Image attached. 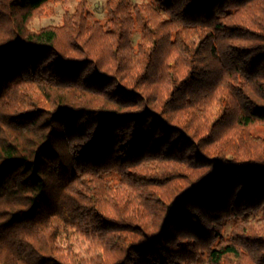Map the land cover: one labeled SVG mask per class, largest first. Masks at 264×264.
Listing matches in <instances>:
<instances>
[{
  "label": "trees",
  "instance_id": "1",
  "mask_svg": "<svg viewBox=\"0 0 264 264\" xmlns=\"http://www.w3.org/2000/svg\"><path fill=\"white\" fill-rule=\"evenodd\" d=\"M58 2L0 0V264H264V0Z\"/></svg>",
  "mask_w": 264,
  "mask_h": 264
},
{
  "label": "rangeland",
  "instance_id": "2",
  "mask_svg": "<svg viewBox=\"0 0 264 264\" xmlns=\"http://www.w3.org/2000/svg\"><path fill=\"white\" fill-rule=\"evenodd\" d=\"M23 0H17L19 4H22ZM82 0H60V2L56 4H52L47 8V10L43 14H37L34 16V18L29 23V28L31 30L37 31L45 27H51V26H60L63 23V19L66 13L73 12L77 5ZM86 3L87 8L93 13L94 17L99 19L100 21H105L106 17V11L105 6L106 3L109 0H84ZM144 0H132L134 4L141 3ZM260 7L264 8V5L261 3ZM254 23H258L261 26L255 27L256 31H260L263 28L262 24L257 21L255 22L253 18ZM96 45V44H95ZM42 98L43 94L37 93ZM34 105V103H33ZM171 191V189H169ZM230 230V225L226 227L225 233H228ZM93 232H90L89 234H92ZM97 235L95 234V237L93 235H87L84 232H81L79 230H69V233L66 235H63L62 239L60 240V245L65 250V252H69V249H72L77 256H79L81 259L84 260H90L95 258L96 256H99L102 254V251L97 249L96 247V241H97ZM97 249V253L95 254V251ZM67 254V253H66ZM73 254V253H72ZM165 256H156V259L163 260ZM244 264L249 263V258L244 257L242 258Z\"/></svg>",
  "mask_w": 264,
  "mask_h": 264
}]
</instances>
